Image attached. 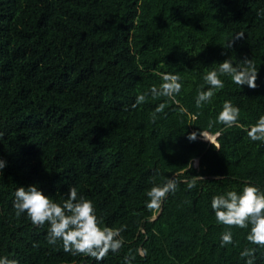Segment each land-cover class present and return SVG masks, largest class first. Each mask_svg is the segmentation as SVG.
<instances>
[{
	"label": "trees",
	"instance_id": "trees-1",
	"mask_svg": "<svg viewBox=\"0 0 264 264\" xmlns=\"http://www.w3.org/2000/svg\"><path fill=\"white\" fill-rule=\"evenodd\" d=\"M230 57L253 60L259 87L223 76L198 107L208 67ZM169 72L180 74V93L153 96ZM139 93L146 100L133 107ZM227 99L241 109L230 127L216 119ZM262 115L264 0H0V255L20 264H245L249 247L264 264L248 229L217 223L211 209L213 195L244 181L264 187V141L248 136ZM202 130L221 135L210 142ZM169 177L176 190L146 208L147 190ZM31 184L57 202L75 184L105 224L125 226V243L100 261L49 244L47 222L35 227L12 206L16 188ZM227 227L234 242L221 247Z\"/></svg>",
	"mask_w": 264,
	"mask_h": 264
},
{
	"label": "clouds",
	"instance_id": "clouds-1",
	"mask_svg": "<svg viewBox=\"0 0 264 264\" xmlns=\"http://www.w3.org/2000/svg\"><path fill=\"white\" fill-rule=\"evenodd\" d=\"M242 36L243 34H237L236 37ZM153 71L157 70L153 69ZM159 75L162 83L159 88L154 86L151 89L153 96L172 97L180 93L183 85L178 72L159 73ZM223 76L230 77L231 81L240 87L247 86L252 89L259 87L257 83L259 69L256 68L253 60L244 59L237 63L230 57L208 67V71L203 75V80L208 87L204 89L201 86V90L197 91L195 97L198 107L210 102L214 91L224 87L225 81L221 78ZM145 100L146 94H137L133 107L142 104ZM164 108L165 103L156 105L152 112L153 119ZM240 112V107L227 99L223 101L216 119L230 127L238 124ZM199 135L208 139L209 134L206 130H202ZM220 135L221 132L217 131L213 139ZM248 136L253 141H264V115L250 127ZM196 138V132L189 135L190 140ZM6 163L3 158H0V172L6 167ZM176 185L177 182L172 177L163 184H153L146 193L148 197L145 202L146 208L159 209L166 196L176 190ZM193 186L194 181L188 184L189 188ZM14 197L12 206L17 217L25 215L35 227H41L47 222L48 228L45 233L47 242L51 245L62 242L64 250L73 255L82 253L100 261L110 251L116 253L125 243L121 235L125 226L121 225L117 228L105 224L103 216L98 214L94 200L79 193L75 184L68 186L62 202L55 201L53 196L46 194L38 184L17 187ZM211 209L217 223L234 225L241 229L247 228V241L253 245L264 246V187L252 180L244 181V186L239 190H226L213 195ZM233 242L232 228L227 227L220 234V246L224 247ZM140 252L143 254L144 250L140 249ZM240 256L245 258V264H255L256 248L245 247L240 252ZM125 261L126 264H130L127 257ZM0 264H20V260L10 258L8 255H0Z\"/></svg>",
	"mask_w": 264,
	"mask_h": 264
},
{
	"label": "rangeland",
	"instance_id": "rangeland-1",
	"mask_svg": "<svg viewBox=\"0 0 264 264\" xmlns=\"http://www.w3.org/2000/svg\"><path fill=\"white\" fill-rule=\"evenodd\" d=\"M213 137H214V135L209 134V135H208V139H209V140H208L207 138H204V137H202V138L205 139V140H207V141H210V142H216V138H217V137H215V139H213ZM195 164H196V165L198 164V160H196Z\"/></svg>",
	"mask_w": 264,
	"mask_h": 264
}]
</instances>
